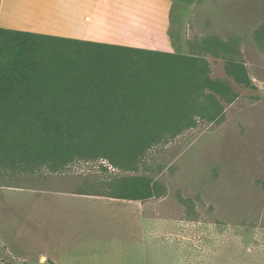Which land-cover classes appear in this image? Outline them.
<instances>
[{
    "label": "rangeland",
    "instance_id": "obj_1",
    "mask_svg": "<svg viewBox=\"0 0 264 264\" xmlns=\"http://www.w3.org/2000/svg\"><path fill=\"white\" fill-rule=\"evenodd\" d=\"M116 3L134 26L121 32L122 43L168 39L157 50L204 60L208 78L236 99L217 96L223 111L210 119V92L197 96L181 124H168L124 168L102 157L60 171L0 167V264H197L198 246L205 264H255L264 255L249 247L264 244V0ZM232 63L246 67L250 86L235 81ZM136 176L158 183L152 217L185 223L166 231L184 233L188 247L154 236L141 247V231L135 240L122 235L119 209L92 205L118 200L110 195L121 180Z\"/></svg>",
    "mask_w": 264,
    "mask_h": 264
},
{
    "label": "trees",
    "instance_id": "obj_2",
    "mask_svg": "<svg viewBox=\"0 0 264 264\" xmlns=\"http://www.w3.org/2000/svg\"><path fill=\"white\" fill-rule=\"evenodd\" d=\"M209 71L199 58L0 29V167L60 171L99 157L122 168L137 163L168 124H181L197 96L210 92L212 108L203 113L210 119L223 111L217 96L235 101ZM230 73L251 85L243 64H230ZM157 196L158 183L141 176L121 180L110 195Z\"/></svg>",
    "mask_w": 264,
    "mask_h": 264
},
{
    "label": "crops",
    "instance_id": "obj_3",
    "mask_svg": "<svg viewBox=\"0 0 264 264\" xmlns=\"http://www.w3.org/2000/svg\"><path fill=\"white\" fill-rule=\"evenodd\" d=\"M116 2L117 0H0V29L155 51H159L157 49L160 47L170 45L168 39L162 42V46L159 41L153 40L150 45L122 43L121 40L125 38V29L134 26L125 21L124 16L126 17V15L117 8ZM110 28H116V30H120V33L112 32L109 30ZM156 32L167 34L166 29H158ZM92 205L110 207L112 210L119 209L118 214L121 215L120 220L123 222L122 230L124 233L122 231V235L127 233L128 236L125 237V240H135L141 231V239L139 240L141 247L147 246L148 241L152 242V236L167 241L181 240L188 247L189 240L184 233L166 231V227L173 224L185 223L152 217V199L144 202L118 199L92 202ZM260 240H264V238ZM249 247L264 253V244ZM192 254L194 255V253ZM195 254L197 264H205V255L202 250L199 253V246ZM251 261L245 260L244 262L252 264ZM253 263L264 264V255L257 258Z\"/></svg>",
    "mask_w": 264,
    "mask_h": 264
}]
</instances>
